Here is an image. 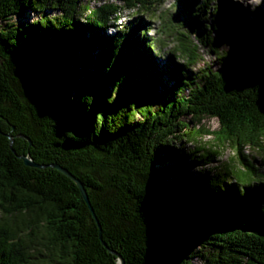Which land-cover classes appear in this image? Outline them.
I'll use <instances>...</instances> for the list:
<instances>
[{"label": "trees", "instance_id": "obj_1", "mask_svg": "<svg viewBox=\"0 0 264 264\" xmlns=\"http://www.w3.org/2000/svg\"><path fill=\"white\" fill-rule=\"evenodd\" d=\"M91 1L0 0V264H264V50L242 43L219 68L189 72L212 0H177L163 66L147 17L163 0ZM124 10L135 16L121 24ZM237 27L226 41L254 29ZM210 117L221 130L203 128ZM208 133L246 169L215 164ZM21 154L83 182L102 238L77 184Z\"/></svg>", "mask_w": 264, "mask_h": 264}, {"label": "rangeland", "instance_id": "obj_2", "mask_svg": "<svg viewBox=\"0 0 264 264\" xmlns=\"http://www.w3.org/2000/svg\"><path fill=\"white\" fill-rule=\"evenodd\" d=\"M95 0L91 1V6H95L98 3H105V2H112V1H118V0ZM177 0H170L172 7L170 9H164L160 10L158 8L157 11H162V14L160 16H147L148 18H152V22L156 23L155 31H153V28L149 31V35L152 38H164L165 42L164 45L158 48V53L162 55V58L160 59V63L165 65V59L171 52V49L177 42V37L175 36V33L172 30L173 24L178 22L175 18V16H179V19H183L181 15L178 14L179 11V2H176ZM228 5L223 9L220 8V0H212L208 7H203L205 11L203 10L198 16V26H200V29L197 30V32H194L190 34V40L198 44L199 48V54L200 59L196 65H192L189 67V72L193 73H199L206 67H211L213 69H217L224 63L226 58H229L231 55L235 54L237 51V48L242 43H248L252 48L257 49H263L264 50V5L259 4L258 9H254L253 4H246L243 3V1L240 0H227ZM263 2V0H262ZM133 13L124 10L119 15L120 18L118 22L121 24L125 21L132 20L135 16V12ZM263 13V14H262ZM241 15V16H238ZM37 19V15H31L30 19ZM23 19H20L18 17L13 18L14 22H20ZM172 21L173 23H166L168 26H170V30L164 32L163 31V24L165 21ZM241 21H248L252 22L254 29L252 30L251 36H240L238 38H233L232 41H226V36L230 34V29L239 25V22ZM26 21V20H25ZM0 24H3V22H0ZM185 25V24H184ZM172 26V27H171ZM176 26V24H175ZM174 28V27H173ZM180 28V26H177L176 29ZM182 31L190 30L186 25L185 27L181 28ZM261 31V34H260ZM242 33L243 31L240 30ZM198 33H207L208 37L212 39L214 42L212 43V46H205L201 41L199 40ZM231 37H234V34L231 33ZM159 40V39H158ZM158 40H155V46L158 47L160 43ZM218 44L219 48L218 51L215 52L214 44ZM184 58L182 56H178L175 58V61L177 62H183ZM165 83L169 84L171 81H173V78L169 76V73H165ZM121 90V87L118 86L117 91L113 94V98L116 99L118 97L119 91ZM71 96H74V93L71 92ZM203 128L207 130L212 131H218L222 129L221 123L218 119L213 120L210 118H205L202 121ZM198 128V126H196ZM222 141L221 144L219 141L217 142V137L213 133L206 134L202 141H207L212 144H217L218 146H221L219 149L220 157L219 161L215 164H218L222 162L223 160L228 162V160L233 159V164L240 170V169H246V165L244 163V160L242 157H237L234 153V150L228 146H225V136L222 133ZM190 145H188L189 147ZM255 153V152H254ZM228 182H231L229 180ZM232 184V182H231ZM196 263H201V259H195Z\"/></svg>", "mask_w": 264, "mask_h": 264}, {"label": "water", "instance_id": "obj_3", "mask_svg": "<svg viewBox=\"0 0 264 264\" xmlns=\"http://www.w3.org/2000/svg\"><path fill=\"white\" fill-rule=\"evenodd\" d=\"M8 137L10 139V147L12 148V144L14 142V137L13 136H8ZM21 137L24 138V139L30 140L25 135H21ZM19 157L21 159H23L25 164L28 165V166H34V167H39V168H44V167H47V166L54 167V168L58 169L60 172H62L63 174H65L67 177L71 178L77 184V186L79 187V189L81 191V194H82L84 200L86 201V203L88 204L94 219L98 223V225L100 227V237L102 238V229H101V225H100L99 219H98V217H97V215L95 213V210H94V208H93V206L91 204L87 189L84 186L83 182L78 177H76L66 167L62 166L59 163H50V164L38 163V162H35L29 155H26V154H21V155H19ZM162 192H163V196L165 197L166 196L165 192L163 190H162ZM158 196L161 197V195H158ZM120 260H121V264H124L123 258H120Z\"/></svg>", "mask_w": 264, "mask_h": 264}, {"label": "clouds", "instance_id": "obj_4", "mask_svg": "<svg viewBox=\"0 0 264 264\" xmlns=\"http://www.w3.org/2000/svg\"><path fill=\"white\" fill-rule=\"evenodd\" d=\"M249 2L250 3H254L256 5H259V4L262 3V0H249ZM171 7H172V4H171L170 0H163V2L158 5V8L160 10L170 9ZM161 14H162V11H156L154 16H160ZM212 119L215 120V119H218V118L217 117H212ZM261 155H264V153H261ZM115 264H121V260H120L119 257H117L115 259Z\"/></svg>", "mask_w": 264, "mask_h": 264}, {"label": "bare ground", "instance_id": "obj_5", "mask_svg": "<svg viewBox=\"0 0 264 264\" xmlns=\"http://www.w3.org/2000/svg\"><path fill=\"white\" fill-rule=\"evenodd\" d=\"M240 1H243V3H246V4H253L254 5V3H250L249 2V0H240ZM262 5H264V0H263V2H262ZM254 9L256 10V9H258V5H254ZM263 14V13H262Z\"/></svg>", "mask_w": 264, "mask_h": 264}]
</instances>
